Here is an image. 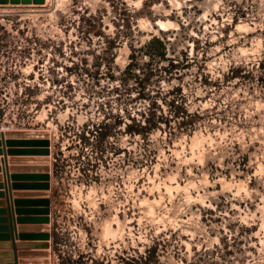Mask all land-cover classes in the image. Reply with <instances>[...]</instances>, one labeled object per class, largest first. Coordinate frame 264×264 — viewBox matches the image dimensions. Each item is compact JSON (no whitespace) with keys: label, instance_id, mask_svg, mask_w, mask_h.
<instances>
[{"label":"rangeland","instance_id":"374dc122","mask_svg":"<svg viewBox=\"0 0 264 264\" xmlns=\"http://www.w3.org/2000/svg\"><path fill=\"white\" fill-rule=\"evenodd\" d=\"M0 264H264V0H0Z\"/></svg>","mask_w":264,"mask_h":264},{"label":"trees","instance_id":"16d2710c","mask_svg":"<svg viewBox=\"0 0 264 264\" xmlns=\"http://www.w3.org/2000/svg\"><path fill=\"white\" fill-rule=\"evenodd\" d=\"M150 44L152 45V46H156L157 47V51L159 52V53H161L162 55H164L165 53V51H164V47H165V44H164V42L162 41V40H160L159 38H153L151 41H150ZM130 67V65L127 67V68H129Z\"/></svg>","mask_w":264,"mask_h":264},{"label":"water","instance_id":"95a60500","mask_svg":"<svg viewBox=\"0 0 264 264\" xmlns=\"http://www.w3.org/2000/svg\"><path fill=\"white\" fill-rule=\"evenodd\" d=\"M2 2H6L7 0H1ZM37 3H41L42 0H36Z\"/></svg>","mask_w":264,"mask_h":264},{"label":"bare ground","instance_id":"6f19581e","mask_svg":"<svg viewBox=\"0 0 264 264\" xmlns=\"http://www.w3.org/2000/svg\"><path fill=\"white\" fill-rule=\"evenodd\" d=\"M110 230V229H109Z\"/></svg>","mask_w":264,"mask_h":264}]
</instances>
